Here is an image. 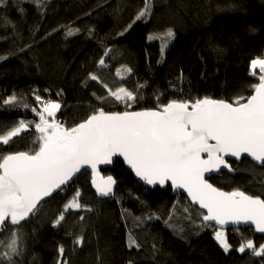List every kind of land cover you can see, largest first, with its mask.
<instances>
[{"label":"trees","instance_id":"obj_1","mask_svg":"<svg viewBox=\"0 0 264 264\" xmlns=\"http://www.w3.org/2000/svg\"><path fill=\"white\" fill-rule=\"evenodd\" d=\"M143 7L144 0L0 4V56L5 57L0 60V134L20 120L38 122L32 112L41 106L37 95L60 103L57 119L72 127L101 107L135 111L174 99L207 96L232 102L252 94L249 86L258 79L249 74L250 62L264 58V0H153L152 14L132 23ZM69 29L79 31L68 35ZM169 29L171 39L165 36ZM149 35L161 38L149 40ZM90 74L98 79H89ZM121 87L136 94L130 109L108 94ZM13 94L18 103L4 104ZM36 135L32 127L8 145L0 144V153L28 151ZM230 163L234 173L222 172L211 182L227 192L238 189L264 199V166L247 159ZM101 173L116 179L112 196L98 198L92 173L83 171L21 222L15 264H58L61 259L68 264H264V256L236 250L247 240L264 244L255 230H226L232 246L226 253L215 241L217 228L206 227L204 213L182 194L141 185L120 160ZM76 191L86 207L65 212L54 226ZM12 230L9 224L0 231V253L7 251ZM81 236L83 243L75 245ZM130 236L139 247L128 246Z\"/></svg>","mask_w":264,"mask_h":264},{"label":"snow or ice","instance_id":"obj_2","mask_svg":"<svg viewBox=\"0 0 264 264\" xmlns=\"http://www.w3.org/2000/svg\"><path fill=\"white\" fill-rule=\"evenodd\" d=\"M4 3L5 0H0V4ZM152 8L153 0H144V7L132 23L150 16ZM131 27L129 24L128 28ZM77 31L69 29L67 34L74 35ZM165 36L171 39L174 32L169 29ZM160 38L147 37L149 40ZM104 55L107 56L108 51ZM2 59L5 57L0 56ZM99 64L104 66L103 58ZM126 71L131 72V69ZM249 74L258 79V83L249 86L252 94L239 96L232 102L205 96L194 100L174 99L155 109L140 111H105L101 107L72 127L57 119L60 103L43 101L37 95L35 99L41 106L32 108V112L39 118L38 122L20 120L0 134L2 145H8L14 137L32 127L37 134L34 147L28 151L0 153V231L9 224L13 228L5 246L7 251L0 253V261L15 264L13 257L20 254L21 222L34 216L46 198L63 191L62 186L85 166L92 170L97 193L109 196L115 184L113 177L108 176L102 183L95 177L98 166L111 164L113 157H122L148 185L170 182L174 189L186 191L194 204L206 210L202 214L205 226H218L215 239L224 252L232 248L226 235L228 225L250 224L257 232L264 233V199L238 189L222 191L209 183L210 177L206 178V174L218 173L222 168L233 171L226 157L240 159L242 154H247L264 165V58L251 60ZM117 75H121L119 70ZM89 79L98 78L90 74ZM108 94L126 109L137 99L134 91L123 87L116 91L109 89ZM3 102L18 103L15 94ZM80 196L76 191L55 219L54 226L65 219V212L86 207L79 202ZM82 243V236L74 241L75 245ZM128 246L139 247L131 236ZM236 250L240 253L251 250L255 256H264V244L257 247L252 240L241 243ZM59 253L63 258V246ZM58 264L68 262L61 259Z\"/></svg>","mask_w":264,"mask_h":264},{"label":"water","instance_id":"obj_3","mask_svg":"<svg viewBox=\"0 0 264 264\" xmlns=\"http://www.w3.org/2000/svg\"><path fill=\"white\" fill-rule=\"evenodd\" d=\"M140 110H145V109H140ZM140 110H135V111H140ZM226 159L228 160V162L230 163V161H233V162H236V163H239V162H241L242 160H244V159H247V160H251L254 164H256V165H258V166H264V165H261L259 162H256V161H254L251 157H249V156H247V154H242V156H241V158L240 159H236V158H232V157H226ZM117 160H120V161H123V158L122 157H113V162L111 163V164H107V165H105V164H101V165H99L98 166V168H97V175H96V180H97V182L98 183H102L103 182V180H106L107 179V177L108 176H112L113 177V179L115 180V184L113 185V192L116 190V188H117V183H116V179H115V177L111 174V175H104L103 173H101V170H104V169H107V170H109V169H111L112 167H113V165H114V163L117 161ZM124 162V161H123ZM124 164H125V166H126V168H127V170L128 171H130L131 173H133V176L135 177V179H136V181L137 182H139L141 185H143V186H145V187H147V188H149V189H155V188H159V189H161V190H165L166 188H170L173 192H174V194H176V193H180V194H182L183 196H185V198L187 199V201H189L194 207H196L198 210H200V211H202L204 214L206 213V210H204V209H201V208H199V206L197 205V204H194L193 202H192V200H191V198L188 196V194H187V192L186 191H184L183 189H174L171 185H170V182L169 183H167V184H165V185H159V184H156V185H148V184H146L144 181H142L139 177H137L136 175H135V172L124 162ZM231 164V163H230ZM232 169H233V171H228L227 169H221V171L220 172H214V173H210V174H206V178H209V183H211V184H213L212 182H211V179L213 178V177H217L220 173H222V172H225V173H227V174H233L234 173V168H233V166H232ZM83 171H87V172H90V173H92V170H91V168L90 167H88V166H85L84 168H82L81 169V171L80 172H78V173H76L74 176H73V178H72V180L71 181H69V183L67 184V185H65V186H62L63 187V190L64 189H66V188H68L69 186H71L72 184H73V182L77 179V178H79V176L82 174V172ZM92 180H93V173H92V178H91V181H90V184H91V186H92V191H93V193L98 197V198H100V199H105V198H108V197H110V196H112V193L109 195V196H100L98 193H97V190H96V188H95V186L93 185V183H92ZM213 186L214 187H216L214 184H213ZM221 189V188H220ZM222 191H225V190H223V189H221ZM58 192H61V191H58ZM57 192V193H58ZM227 192V191H226ZM57 193H55V194H57ZM54 194V195H55ZM53 195V196H54ZM248 195V194H247ZM52 198V197H51ZM48 199H50V198H46V201H48ZM45 201V202H46ZM44 203V202H43ZM42 203V204H43ZM25 222V221H24ZM217 229H218V226H215ZM242 228H250V229H252V230H255V226L254 225H250V224H240V225H228L227 226V228H226V230H232V229H242ZM255 232L259 235V236H264V233H259V232H257L256 230H255Z\"/></svg>","mask_w":264,"mask_h":264},{"label":"rangeland","instance_id":"obj_4","mask_svg":"<svg viewBox=\"0 0 264 264\" xmlns=\"http://www.w3.org/2000/svg\"><path fill=\"white\" fill-rule=\"evenodd\" d=\"M218 230V229H217ZM216 231V230H215ZM214 231V232H215ZM227 235V234H226ZM214 238H215V233H214ZM227 239H228V237H227ZM215 241H216V239H215ZM217 242V241H216ZM229 242V241H228ZM218 243V242H217ZM230 243V242H229ZM254 244H255V242H254ZM220 246V245H219Z\"/></svg>","mask_w":264,"mask_h":264}]
</instances>
